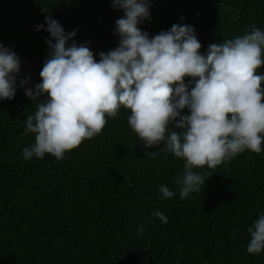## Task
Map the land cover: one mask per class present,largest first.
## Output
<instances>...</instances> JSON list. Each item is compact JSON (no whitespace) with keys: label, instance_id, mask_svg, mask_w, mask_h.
<instances>
[{"label":"trees","instance_id":"16d2710c","mask_svg":"<svg viewBox=\"0 0 264 264\" xmlns=\"http://www.w3.org/2000/svg\"><path fill=\"white\" fill-rule=\"evenodd\" d=\"M0 264H264V0H0Z\"/></svg>","mask_w":264,"mask_h":264}]
</instances>
